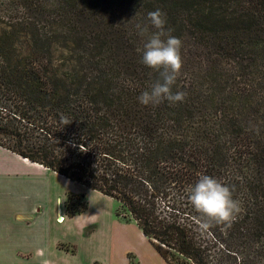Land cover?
I'll return each mask as SVG.
<instances>
[{
    "label": "trees",
    "instance_id": "obj_1",
    "mask_svg": "<svg viewBox=\"0 0 264 264\" xmlns=\"http://www.w3.org/2000/svg\"><path fill=\"white\" fill-rule=\"evenodd\" d=\"M0 149L167 264H264V0H0Z\"/></svg>",
    "mask_w": 264,
    "mask_h": 264
},
{
    "label": "rangeland",
    "instance_id": "obj_2",
    "mask_svg": "<svg viewBox=\"0 0 264 264\" xmlns=\"http://www.w3.org/2000/svg\"><path fill=\"white\" fill-rule=\"evenodd\" d=\"M13 160L14 157L11 154L4 153L0 149V174H2L0 176L3 177L0 180V187L29 188L30 193L26 198L39 205L38 209L40 210L39 217L34 219V223L45 226V221H48L49 226L51 225V236L54 240L62 243L71 241L78 249V253L76 252V255L79 254L78 257L67 259L59 256L54 257L52 260L55 264H128L126 253H132L135 256V251L130 249L131 245H128L124 240H130L131 236L119 234L113 230V220L124 224L115 215L117 208L115 200L83 185L70 182L64 177L60 178L61 176L53 172L46 174L48 178L47 180L45 178V184L36 180H27L23 185H19L21 180L17 181L13 175L20 173L34 174L28 168L21 171L18 163ZM42 173L45 174L46 172ZM35 192L37 194L42 192V194L36 195ZM44 192L45 197L43 196ZM59 197L62 199V203L58 202V205L60 204L63 208L64 218L65 216L76 218H71L70 223H67V225L55 226L52 225L53 216L48 215V213H46V216L43 211H45L46 205L53 206L56 198ZM80 211L82 213L78 215ZM9 216L11 219L12 213H9ZM83 230L84 232H81ZM82 233L86 240L80 237ZM72 249V246L63 244V251L69 250L70 254Z\"/></svg>",
    "mask_w": 264,
    "mask_h": 264
},
{
    "label": "crops",
    "instance_id": "obj_3",
    "mask_svg": "<svg viewBox=\"0 0 264 264\" xmlns=\"http://www.w3.org/2000/svg\"><path fill=\"white\" fill-rule=\"evenodd\" d=\"M1 150L4 153L11 154L3 149ZM11 155L14 157L13 161L18 163L21 171H25L28 168L34 174L26 175L25 173H20L13 175L17 181L21 180L19 185H23L27 180H36L45 184L48 178L46 174L50 171L14 154ZM42 172L46 173L43 174ZM38 176L41 178H36ZM1 179H3L2 176H0ZM29 193V188L0 187V264H55L52 260L54 257L59 256L63 259L78 257L79 254L76 255L78 249L73 242L66 241L62 243L52 238L51 225L49 226L48 221H45V226L34 223V219L39 217L40 210L38 209L39 205L26 198L29 196ZM35 193L36 195L42 194V192ZM43 196L45 197V192ZM58 202L62 203L60 197L56 198L53 206H50V204L46 205L45 211L43 212L46 216V213L53 216L52 225H67V223H70L71 218L76 217L65 216L64 218L63 208L60 204L58 205ZM9 213H12L11 219ZM60 218H62V221H60ZM113 230L119 234H128L131 236L130 240H124L128 245H131L130 249L135 251V256L132 253H126L127 261L130 255L133 257L135 264H167L134 223L123 224L117 220H113ZM81 232H84V230ZM80 237L86 240L83 237V233ZM63 244L72 246L73 249L70 250V254L69 250H62ZM128 264H130L129 261Z\"/></svg>",
    "mask_w": 264,
    "mask_h": 264
},
{
    "label": "bare ground",
    "instance_id": "obj_4",
    "mask_svg": "<svg viewBox=\"0 0 264 264\" xmlns=\"http://www.w3.org/2000/svg\"><path fill=\"white\" fill-rule=\"evenodd\" d=\"M60 221H62V218H60Z\"/></svg>",
    "mask_w": 264,
    "mask_h": 264
}]
</instances>
